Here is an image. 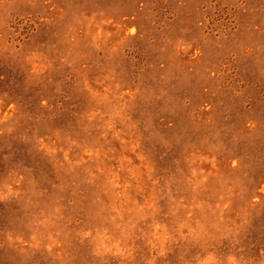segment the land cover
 Instances as JSON below:
<instances>
[{
	"label": "rangeland",
	"instance_id": "374dc122",
	"mask_svg": "<svg viewBox=\"0 0 264 264\" xmlns=\"http://www.w3.org/2000/svg\"><path fill=\"white\" fill-rule=\"evenodd\" d=\"M0 264H264V0H0Z\"/></svg>",
	"mask_w": 264,
	"mask_h": 264
}]
</instances>
